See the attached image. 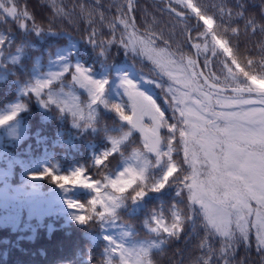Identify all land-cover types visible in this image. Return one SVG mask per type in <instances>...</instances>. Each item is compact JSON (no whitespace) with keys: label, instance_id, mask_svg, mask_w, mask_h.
<instances>
[{"label":"trees","instance_id":"trees-1","mask_svg":"<svg viewBox=\"0 0 264 264\" xmlns=\"http://www.w3.org/2000/svg\"><path fill=\"white\" fill-rule=\"evenodd\" d=\"M11 2L20 15L26 11L29 16H23L26 19L24 30L19 15L6 16L0 8V41H3L0 44V117L20 106L14 119L0 125V264H109L110 259H118L119 252L125 257L124 264H134L136 256L145 248L150 249L148 258L152 264H204L205 259L210 264H225V260L233 264L234 259L239 264H264V251L253 244L233 248L231 254L229 249L221 252L225 239L207 235L202 217L195 225L185 221L177 237L163 232V227L171 229L175 219L173 212L182 217L189 215L183 192L177 196L183 185L180 189L169 185L159 192L150 191L151 184L164 172L168 157H162L159 168L154 171L153 159L137 139L135 128L120 119L112 104L119 103L125 115H133L131 102L120 87L121 75L143 76L145 80L155 81L143 83L140 90H146L164 113L167 126L161 125L163 142L160 147L166 152L171 142L173 163H177L178 172L182 174L183 153L175 138L177 130L171 132L170 125L177 123L178 129L184 127L179 112L175 111L173 92L187 91L147 72L149 66L139 59L134 60V65L119 60L115 44L97 55L98 44L92 48L86 41L88 35H98L105 40L106 29L112 31V39H115L114 18L117 9L127 13L128 0ZM143 3L149 13L164 19L193 22L190 18L175 17L165 9L163 2L143 0ZM192 3L199 9L197 16L213 21L209 28L211 36L228 41L231 54L217 45L230 65L250 75L264 74V0H192ZM169 4L181 12L192 11L186 2L182 7L173 1ZM86 8L99 14L94 22L87 17L86 11L83 12ZM134 10L129 14V21L133 20L137 28L155 34L162 42H168L152 28H146L138 14L139 8L134 7ZM87 23L93 33L86 31ZM202 27L193 31L191 37ZM36 28L42 30L37 32ZM76 66L88 69L92 78L108 80L102 97L108 103V111L99 101L92 103L87 89L75 85L72 76ZM200 66L203 70L201 62ZM61 73L62 76L42 89V94L32 91L37 82L51 80L54 74ZM235 83L245 87L251 81L244 77ZM256 86H260L259 83L252 87ZM56 97L60 99L55 100ZM65 98L70 99L67 105ZM113 140L119 141L115 153L109 152ZM106 152H109L107 157ZM136 154L141 161L144 158L149 161L146 180L137 181L131 189L118 193L109 181L116 179L127 167L139 170L141 164ZM97 159L103 162L97 163ZM46 170H51L52 176L70 179L56 182L52 176L38 178ZM76 171L81 172L80 180L93 187L74 183L71 178ZM141 188L146 195L135 207L139 199H132L133 189ZM110 196L121 198L112 212L100 219L98 213L104 211ZM94 200L100 202L93 204ZM69 202L77 207L70 208ZM77 216H84L85 222L80 223ZM153 228L159 230L153 232ZM161 240L165 243L160 248L152 247ZM208 245H211L210 252ZM111 249L117 251V256L110 255Z\"/></svg>","mask_w":264,"mask_h":264},{"label":"snow or ice","instance_id":"snow-or-ice-1","mask_svg":"<svg viewBox=\"0 0 264 264\" xmlns=\"http://www.w3.org/2000/svg\"><path fill=\"white\" fill-rule=\"evenodd\" d=\"M188 8L199 15V9L192 3V0H177V3H185ZM132 0H129V8L131 9ZM4 7L0 4V8ZM5 11L11 17H17L18 9L14 3L8 6ZM58 11H63L58 9ZM28 17V12L22 14ZM242 15V13H238ZM203 19V17H201ZM125 23V21H121ZM211 19H204V24L212 27ZM249 21V25H251ZM127 27V24H125ZM21 27H24L21 24ZM40 28H36L39 32ZM235 31V29H233ZM155 34H148L143 37H132L125 47H130L131 52L137 55L146 56L152 63L160 69V71L169 76H173V65L175 61L171 59L172 54L167 47L157 45ZM212 39L219 44L220 48L225 53L231 54L232 50L228 47V41L218 40L215 36ZM89 41L95 43L92 37ZM113 41H108L111 44ZM123 43V41H121ZM3 41H0L2 44ZM199 48V45L196 46ZM233 63H236L233 60ZM251 63V62H249ZM195 61L189 59L188 67H193ZM178 71L183 73L182 79L177 78V82L181 83L187 92L178 94L173 92V97L176 100L175 111L180 114V122L184 127L178 129L177 123L170 125V131H179L180 143L184 145V160L183 164L188 166L190 172L185 170L181 165L178 172L177 163H173L171 153L173 145L171 142L167 144V151L161 150V137L158 134V129L161 125L167 126V122L163 120L164 113L156 107L155 101L147 94L146 90H140L143 83H155L153 80H145L143 76L130 77L128 74H123L120 77V87L123 88L124 94L127 95L131 102V110L133 115H125L123 108L119 103L112 104V107L122 121L128 122L131 127L140 129L145 132V147L149 153H154L156 163H161L162 157H168L164 162L165 170L160 178L151 184L150 191L159 192L169 185L175 184L177 189L183 185L188 191V200L191 203V215L182 217L179 213L173 212L175 218L171 229L163 227V232L169 237H177L183 231L185 221L195 225L200 217L203 220V227L209 236H220L225 238L226 247L221 248V252H226L232 249L234 244L240 241H248L249 227L256 229V239L261 250H264V74L259 77L250 75L247 71L241 69L244 77L251 81V84L245 87H237L233 91L235 93H258L255 100L244 98L242 95L226 96L221 92L213 94L202 91L199 82L196 80V74L190 73L187 68H178ZM67 71V70H66ZM75 74L72 79L76 81L81 88L87 89L92 97V103L99 101L108 107V103L102 99L105 93L108 80L92 78L88 73L89 70L82 66H76ZM231 72V69H229ZM54 74L51 80L37 82V85L32 89L37 95H40L42 89L48 87L54 79L62 76ZM259 83L260 87L253 88V85ZM157 87L162 85L157 84ZM169 91L173 90L169 88ZM197 93L198 97L193 99L191 93ZM183 105V107H181ZM219 106L221 111H217ZM20 106L17 107L11 114L0 117V125L13 119ZM144 115H149L153 121V126L150 130V135L147 130L141 125L140 121ZM175 119V117H174ZM113 147L109 152L117 151L119 141H112ZM109 152L104 155L107 157ZM137 162L141 164L139 170L135 167H127L123 172H120L116 179L109 181L111 187L118 193H124L131 189L137 181L143 182L145 178V169L149 161L144 158L142 161L139 154H136ZM97 163L103 161L97 159ZM173 173H177L173 176ZM44 176H52L51 170H46L38 178ZM81 172L76 171L72 174L74 183H81L86 188H91L93 185L80 180ZM127 177V178H125ZM37 178V177H34ZM171 178V179H170ZM56 182L68 181V176H52ZM64 187V184H60ZM135 191L132 199H141L146 195V191L141 188ZM182 189L177 191V196L180 197ZM120 196L108 197L109 203L104 205V211L99 213H111L113 207L117 205ZM251 201H255L258 205L253 208ZM99 200L92 201L93 204L99 203ZM111 204V206H109ZM198 205V207H196ZM70 208L77 207L73 202H69ZM82 207V205H80ZM255 216L254 220L250 217ZM76 219L81 223L85 222L84 216H77ZM160 225V221H156ZM158 228H153V232H157ZM195 231V227H193ZM207 242V241H206ZM165 241L161 240L160 244H154L152 247L160 248ZM209 252L211 245H208ZM150 254L149 250L142 249L141 253L136 256L134 264H145V258ZM125 261V257L123 256ZM204 264H210L208 259L204 260ZM225 264H229L225 260Z\"/></svg>","mask_w":264,"mask_h":264},{"label":"rangeland","instance_id":"rangeland-1","mask_svg":"<svg viewBox=\"0 0 264 264\" xmlns=\"http://www.w3.org/2000/svg\"><path fill=\"white\" fill-rule=\"evenodd\" d=\"M152 1V0H151ZM167 2L169 1H173L175 3L176 6L182 7V3H177V0H166ZM145 2V1H144ZM155 2V1H154ZM0 4H3L4 7L1 8V10L4 12V14L6 16H9V14L5 11V9L8 6H12V2L11 0H0ZM133 6V7H132ZM134 7L139 8V13L141 15V18L145 21L146 23V28H152V31H155L160 37L164 38L165 40H167L168 42H170L171 44L169 45L168 42H162L159 38L156 39L157 45L160 47H167L168 50L170 51V53L172 54L171 59L173 61H175V64L172 66L173 67V76L175 78L170 79L168 75L162 73L160 71L159 68H157L152 61H150L146 56H142V55H137L136 53L131 52L130 47H125V44H127L129 42V40L132 37H143L145 35L151 34L148 33L147 30L143 29L140 30L139 28H137V26L135 25L134 21H129V14L132 12H135ZM143 8L144 12H141V9ZM165 9L166 5H165ZM177 10V9H176ZM86 11L87 17L90 19V21L94 22L96 20L95 17L99 16V14L92 12V10L90 8H86L83 12ZM168 11V10H167ZM178 12H181L179 10H177ZM169 12V11H168ZM171 13V12H169ZM181 13H185V12H181ZM194 14H196V12H193ZM172 15H174L173 13H171ZM186 14V13H185ZM20 16V25L23 24L24 26L26 25V19L23 17V15L21 14H17V16ZM175 17H177L176 15H174ZM11 17V16H9ZM180 18V17H177ZM183 18H188V17H183ZM125 21V23H121V21ZM99 21H102V18H99ZM204 22V21H203ZM114 23H115V29H114V36L115 39H112L113 34L111 30L106 29L105 30V40L98 36H90V35H86L87 38V44L92 45L91 47L93 48L94 45H97V48L99 49L98 54L102 53V52H106L108 51V47L111 44H115L116 47V53L119 54L120 58L119 60L122 61H129L131 63H133L132 65H134V60L139 59L140 62H143L145 65L149 66V68H147L148 70H146L147 72L153 74V75H157L159 77H161L162 79L171 82L174 86H178L181 90H186L188 91V89L184 88L183 85L181 83L177 82V78L182 79L183 77V73L176 70L177 67L178 68H187V70L190 73H195L196 74V80L199 82V85L201 86V89L203 92L205 93H209L210 91L206 88V86H204V84L202 83L201 79L199 78L198 74H197V70H196V66L194 65L193 67H188V60L191 59L194 61V57L191 51V48L188 46V44L186 43L185 37L187 34V31H189L190 28H192L194 26L193 22L191 23L190 21H182V20H175L172 19L170 17L164 19L161 16H157L154 14H151L148 12V10H146L145 8V4L143 3V0H132V4H131V9L129 8V0L127 3V13L125 11L122 12V9L119 10L117 9V15L114 18ZM125 24H127V27L125 26ZM89 23H87L86 27V31H91L93 33V30L88 28ZM24 30H26V27H22ZM161 29V30H159ZM164 30L165 33L162 31ZM197 30L196 28L193 30L195 31ZM192 31V32H193ZM92 37V39L95 41V43H92L89 41V38ZM213 36H211L210 31H209V27L204 24L203 27L201 29H199L198 31H196L192 37L191 40L195 45V48L197 50L198 53V57H199V62H201V64L203 65V71L205 76L212 82L218 84L221 87L224 88H233V87H241V86H237L235 81H242L244 76L241 74V70L235 66V65H230L229 62L226 60V58H224L220 51L218 50V45L217 43L212 39ZM113 41L111 44L108 43V41ZM232 40L237 42V39H233ZM123 41V43L121 42ZM199 45V48H197L196 46ZM240 49V48H239ZM242 55H244V51L242 49H240ZM0 61H1V55H0ZM262 62V61H261ZM229 69H231V72L229 71ZM76 82V81H75ZM234 82V84H233ZM75 85L78 88H81L79 86V84L76 82ZM69 88H71V86L68 85ZM256 87H260V86H256ZM84 89V88H83ZM180 93L182 94V92L180 91ZM213 94V100L216 98L215 97V93L216 92H211ZM40 94H42V90L40 92ZM226 96H234V95H242L244 98H249V99H253L255 100V98L257 96H251V95H243V94H224ZM62 97L65 96L64 94H61ZM191 96L193 99H196L198 97V94L193 92L191 93ZM59 100L60 98L56 97L55 100ZM66 101L64 102L66 105L69 104L70 99L69 98H65ZM68 99V100H67ZM40 107H44L41 106V103H39ZM104 105V104H103ZM106 108L108 107H103L104 110H107ZM110 108V107H109ZM217 111H221L223 109H221L219 106H217L216 108ZM108 111V110H107ZM141 125L146 129V130H151L152 126H153V121L151 119V117L149 115H144L140 121ZM162 127V126H161ZM158 129V134L161 137V144L163 142V137H162V133H163V129L162 128ZM135 131L138 133L137 139L141 140L143 143V147L145 149V151L148 153V155L150 157H152L153 159V164H154V171H157V169L159 168L160 164L156 163V157L154 153H149L145 147V132H141L139 127L135 128ZM136 133V134H137ZM175 138H177L178 143L180 144V150L183 153L182 156V160H184V145L182 143H180V137H179V131L177 130L175 133ZM161 146V145H160ZM162 159V158H161ZM185 170H188L190 172V169H188V166L186 164H184ZM184 173L182 172L181 175H183ZM175 185V184H173ZM171 185V186H173ZM183 195L182 198H184L187 201V213L189 215H191V203L188 200V191L187 189H182ZM145 197V196H144ZM143 197V198H144ZM167 198V197H165ZM142 199V198H141ZM139 199L137 201V203L135 204V207L139 205L140 200ZM251 205L252 207L255 209L258 207V205L256 204L255 201H251ZM198 207V205L196 206ZM251 220L255 219V216L250 217ZM222 239H225L224 237H221ZM248 244H253L255 248H259L261 250V247L258 244V241L256 239V229L252 228L251 226L249 227V239L248 241H240L239 243L234 244L233 248L236 247H240V246H245ZM226 247V242L224 240V247L221 246V248H225ZM229 249V254H231L234 249ZM264 251V250H261ZM233 264H239V261L237 259H234Z\"/></svg>","mask_w":264,"mask_h":264},{"label":"water","instance_id":"water-1","mask_svg":"<svg viewBox=\"0 0 264 264\" xmlns=\"http://www.w3.org/2000/svg\"><path fill=\"white\" fill-rule=\"evenodd\" d=\"M152 1H155V2H164V4L166 5L167 10L169 12L173 13L174 15H176L177 17H180V18H183V17L195 18L194 26L192 28H190L189 31H188V33H187V41H188L189 45L191 46V48L193 50L194 61H195V66H196L197 73H198L200 79L202 80V82L209 89H211L213 91H216V92H221V93L249 94V95H254V96H257L258 95V93H256L255 91L252 92V93H248L247 91H245L243 93H235L233 91L235 88H224V87L218 86V85L212 83L211 81H209L207 79V77L204 75V73L202 72V70H201V68L199 66L198 55H197L196 49H195L194 45L191 43V41H190V34H191V32L195 28H197L198 25H200V23H199L200 22V18L195 17L192 14H185V13L178 12L177 10H174L171 6H169L168 2L165 1V0H152ZM147 132L150 135V131H147Z\"/></svg>","mask_w":264,"mask_h":264},{"label":"clouds","instance_id":"clouds-1","mask_svg":"<svg viewBox=\"0 0 264 264\" xmlns=\"http://www.w3.org/2000/svg\"><path fill=\"white\" fill-rule=\"evenodd\" d=\"M13 119H14V118H13ZM11 120H12V119H11ZM9 121H10V120H9ZM7 122H8V121H7ZM88 126H91V125L89 124ZM99 213H101V212H99ZM99 213H98V218H100V219H102V218H104L106 215L110 214V213H105V214H103V215H99ZM79 222H80V221H79ZM80 223H81V222H80ZM145 249L149 250V252H150V249H149V248H145ZM110 255H111V256H117V251L111 249V253H110ZM148 257H149V256H148ZM148 257L145 258V264H152V261H151ZM109 264H124L123 254H122L121 252H119V253H118V259H116V260H112V259H110V260H109Z\"/></svg>","mask_w":264,"mask_h":264}]
</instances>
